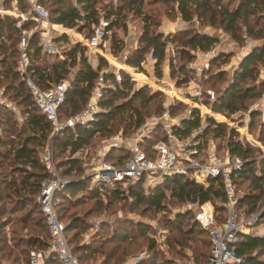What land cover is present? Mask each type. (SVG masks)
I'll list each match as a JSON object with an SVG mask.
<instances>
[{
	"label": "trees",
	"instance_id": "obj_1",
	"mask_svg": "<svg viewBox=\"0 0 264 264\" xmlns=\"http://www.w3.org/2000/svg\"><path fill=\"white\" fill-rule=\"evenodd\" d=\"M48 10L49 19L61 24L68 29H74L85 36L92 33V27L98 23L100 11L109 21L107 30L117 25L121 14V7H113L112 3L102 5L100 0H41ZM126 1V0H117ZM127 2V1H126ZM236 4L232 6L233 3ZM128 5H136L135 13L143 16L144 28L138 47L126 59L125 63L135 68H141L142 58L149 52L154 59L156 76L162 75V63L166 55L168 42H177L176 48L181 63L174 66L169 60L170 75L176 77L177 84H182L188 79V63L193 59V51L209 50L217 44V37L199 33L191 29L179 30L174 37H166L156 33L153 28L151 16L142 11L144 0H129ZM176 3V9L184 21H191L195 16L200 22L218 28L228 33L236 43L243 42L245 32L248 37L260 39L262 45L253 48L240 59L237 68L231 73L230 80L216 94L214 101L208 104L213 113L230 116L238 110H244L249 103L256 101L264 91V79L258 81L260 69L258 64H264V0H149L147 4ZM100 6V7H99ZM0 7L9 9L10 0H0ZM20 8L25 9L23 3ZM17 18L7 14H0V88H4L5 97L15 103L21 119L6 108H0V261H10L11 264L28 263L31 250H47L48 229L44 216L40 210L37 196L40 192V182L46 177V172L41 160L44 146L53 143L54 151L60 156L58 161L53 159L62 176L70 178L65 187L54 194L58 200L57 214L59 219H67L65 234L72 253L80 260L81 251L88 252L90 256L99 252V247L76 245L75 235L68 236L72 230H81L78 219L74 214L66 216L68 207H62L63 202H70L72 197L79 194L87 199L106 197L108 199H133L137 204L153 208L155 211H164L165 200L169 198L174 204L193 203L201 205L207 201L215 204L218 222L225 218V209L222 203L225 200L223 185L218 180H211L207 186L200 185L194 180L183 176L167 177L155 188L145 191L141 184H127V189H122V182L111 185H97L89 188L90 179L84 175L82 159L75 156L81 150L92 145V140L109 137L118 131L128 137L138 128L148 115L160 114L163 111L165 95L160 91H151L146 85L139 88L133 87L131 77L120 71L121 81L116 82L114 75L109 72L104 74L108 87L104 89L100 100L101 111L97 119L88 125H77L50 137L52 126L46 116L35 104L24 78L16 70L18 58V41L20 31L15 27ZM33 23L27 21L23 28H29ZM254 28H257L254 30ZM61 47L62 56L45 53L39 43L36 33L28 38V55L30 59L29 72L33 81L42 89L57 84L66 79L70 70L77 67L74 79L65 92V98L58 108L60 119L81 110L94 87L95 80L103 67L108 66L107 60L99 56L98 65L94 67L85 55L86 47L80 42L70 43L66 34H61L55 39ZM115 35L111 37L110 50L116 54L122 46ZM232 57L229 52H221L211 60L209 68L202 77L204 86L207 87L211 79L223 80L224 71L217 69L211 71V65L227 57ZM183 102L174 100L170 106L171 115L183 106ZM188 117L183 119L181 126L174 127L179 137H186L196 128L203 126V147L208 139L218 141V150L228 149L230 153L237 154L243 161V167L233 174V179L238 185L247 182L251 192H239L238 209L247 214L259 210V202L264 196V159L260 161L261 169L255 171L256 159L253 145L249 142L242 143L237 137L238 132L223 121H216L213 117L200 116L197 108H188ZM255 120V118H254ZM205 124V125H204ZM254 121L251 124V128ZM237 137V138H236ZM164 138L157 127L149 141ZM223 142L225 144L223 145ZM225 146V147H224ZM255 147V146H254ZM127 156L126 149L113 150L108 154V161L122 162ZM80 198V197H79ZM78 200V199H77ZM62 202V203H61ZM79 202V201H78ZM76 202V203H78ZM56 205V206H57ZM60 206V207H59ZM64 211L61 213V211ZM60 212V213H58ZM261 219L264 218V209ZM37 215L36 218L33 216ZM66 217V218H65ZM63 222V221H62ZM170 227L182 233L183 225L188 229L184 234H191L194 230L204 233L207 240L202 243V250L198 251L199 263L207 264L210 250V239L207 231L202 229L195 219L192 210L176 212L174 218H167ZM18 228L10 229V224ZM64 223V222H63ZM119 227L116 238L126 239L128 236ZM149 226L137 223L140 236H147ZM26 231L24 234L20 232ZM12 234L9 243L8 235ZM148 250L156 255L155 240L147 237ZM234 248L242 257L240 264H260L256 254L264 253V237L239 233ZM81 261V260H80ZM50 257L44 264H50ZM57 262V261H56ZM152 261L143 260L137 264H153ZM58 264V263H57Z\"/></svg>",
	"mask_w": 264,
	"mask_h": 264
},
{
	"label": "built area",
	"instance_id": "obj_2",
	"mask_svg": "<svg viewBox=\"0 0 264 264\" xmlns=\"http://www.w3.org/2000/svg\"><path fill=\"white\" fill-rule=\"evenodd\" d=\"M20 3L24 4V10L20 8ZM10 4L9 9L0 8V14L17 18L15 27L20 31V37L16 70L24 78L35 104L50 122L52 126L50 137L67 129H73L77 125H88L94 122L101 111L100 100L104 89L109 85L104 74L110 71L104 69L99 73L90 96L81 110L65 119H60L58 108L64 101L65 92L70 83L64 79L42 89L33 81L29 72L28 38L31 34L36 33L38 43L45 53L61 57L62 49L54 39L64 32V28L61 24H56L49 19L48 10L41 0H10ZM27 21L33 24L29 28H23V24ZM108 25L109 21L104 16H100L98 23L92 27V33L82 38L81 44L86 47V50L102 54V49L107 47L104 36ZM242 39L244 44L238 46V52L244 56L250 51V38L244 32ZM221 52L218 45L209 50L197 49L193 51V59L187 65L188 79L182 84H177V79L172 78L171 75L166 77L162 74L157 77L156 81L159 84L157 90L165 95L162 113L145 120L128 137L121 133L111 137L91 157L87 156L88 150L86 149L84 159H88V168L85 176L90 179L91 187L102 184L111 185L114 182L139 183L145 191L155 188L167 177L175 175L190 178L203 186H207L211 180H218L223 185L225 194V200L222 203L225 209V218L222 222L217 221L215 204L210 201L201 205L186 203L180 211L195 208L196 221L202 229L207 231L210 239L207 264H240L242 257L237 254L233 246L237 241L238 234L264 237V228L263 230L259 228L260 213L264 206L252 214L238 209L239 194L233 174L243 167L244 161L237 154L230 153L228 149L220 153L217 144L211 138L203 147L201 138L203 126L194 129L186 137H179L175 133L174 127L181 126L183 119L188 117L189 113L181 116H174L170 113V106L176 99L188 104L189 107L200 110L201 117L206 114L215 115L210 108L209 112L206 106L215 100L216 91L211 87H205L201 78L204 71L209 68L211 60ZM128 57L129 55L123 54L122 61H126ZM237 66L235 64L233 71ZM111 73L116 82L121 81L119 69H115ZM129 74L133 79L134 74L130 72ZM1 107L14 113L18 111L17 105L5 97L4 88H0ZM202 107L205 110H202ZM232 116L234 119L231 122L232 128H235L239 133V139L241 141L246 139L251 145L260 146V141L254 137L250 129L256 117H259L260 121L264 123V91L254 103L244 110L236 111ZM157 127L160 128L164 138L146 143L155 133ZM120 149L127 150L126 158L121 163L108 161V154L113 150ZM261 150L264 156V147ZM41 160L47 175L40 182L37 201L48 229V253L43 250H31L27 264H44L50 255L55 258L58 264H85L72 253L65 234V223L59 219L55 208L54 194L62 190L70 178L59 173L50 147L46 146L42 150Z\"/></svg>",
	"mask_w": 264,
	"mask_h": 264
},
{
	"label": "rangeland",
	"instance_id": "obj_3",
	"mask_svg": "<svg viewBox=\"0 0 264 264\" xmlns=\"http://www.w3.org/2000/svg\"><path fill=\"white\" fill-rule=\"evenodd\" d=\"M102 5H106L107 3H112L113 7H121V14L118 18V22L116 26H113L110 30H107L104 36V42L107 45L106 49H102V52L107 54V48L111 46V37L115 35L116 39L119 40L121 49L116 53L112 54L113 58L112 64L108 61V66L103 67L102 69H108L110 72L119 69L120 71L128 74L135 73L133 75L134 82L133 87L139 88L143 85H146L151 91H158L157 86L159 85L156 81L155 70H154V59L151 57L150 51L145 53L141 64V68H134V70H125L118 65H123L122 55L127 54L131 55L132 52L138 47L140 37L143 33L144 21L143 16L135 13L136 5L131 6L128 5V1H117V0H100ZM147 1L144 0L142 5V11L146 15L151 16V21L153 22L152 28L156 33H160L166 37H174V35L182 29H191L193 31L199 33H205L208 35H214L217 37V44H220L222 47L232 41L236 42L234 38H232L228 33L219 30L216 27L209 26L208 24L200 22L195 16L191 21H184L176 9V3L172 6V3L169 4H147ZM223 2L227 0H222ZM236 4L233 3L231 7ZM100 7V6H99ZM99 16H104L102 10L100 11ZM257 28H254L256 30ZM75 33H78L74 29H71L69 35V42L74 43ZM82 37L85 35L81 33ZM249 45L256 46L262 45V41L258 38L249 37ZM72 39V40H71ZM82 41V38H80ZM81 43V42H80ZM238 45L244 44V42L237 43ZM226 46V45H225ZM179 47V44L175 41L168 42L166 46V50H168V67L169 60H172L174 66H178L181 63L179 60V53H177L176 48ZM231 47V46H229ZM226 47V52L230 50ZM112 53V52H111ZM230 53V52H229ZM232 54H234L232 52ZM85 55L90 61L93 55L97 58L100 55L97 51H85ZM103 57V56H102ZM165 58V59H166ZM233 58L227 57L222 59L221 61L215 62L211 65V71L214 72L217 69H221L224 71L223 80L215 81L211 79L210 83H208L207 87H211L216 91V94L221 92V89L226 85L227 81L230 80L233 65ZM260 74L264 71V64H258ZM72 69H77L74 67ZM71 69V70H72ZM162 74L163 69L165 71V61L162 63ZM170 71V68H169ZM166 72V71H165ZM259 74V76H260ZM145 77H144V76ZM131 77V76H130ZM180 77V75L174 73V77ZM205 77L201 78V81L204 82ZM259 82L262 81L259 77ZM165 100V99H164ZM253 102L249 103L251 105ZM248 105V106H249ZM209 111V106H206ZM188 104H183L182 107L177 109L176 114L174 116H181L188 114ZM201 113V111L199 110ZM210 112V111H209ZM206 114V113H205ZM207 115V114H206ZM211 115V114H208ZM233 115V114H232ZM225 116L224 114H215L212 116L214 119H221L219 121L225 122L229 127H233L231 122L234 121L233 116ZM153 114L146 116L145 120L150 119ZM204 117V116H202ZM205 125V124H204ZM235 130V128H234ZM250 132L254 135L255 138L261 142V146H264V123L260 121L259 117L255 118L254 125L250 129ZM123 133L121 131L112 134L109 137L100 138L96 136L92 140V145L88 148L87 156L91 157L95 155L99 148L102 147L111 137H114ZM239 137V133L237 135ZM236 137V138H237ZM247 142L246 139H242V143L245 144ZM218 145V141L215 142ZM225 142H223V145ZM250 144V143H249ZM48 146L51 148L53 155H55L56 161L61 159L60 157H64L67 155V152L64 155H59L54 151L53 143H46L44 148ZM255 146V147H254ZM261 146L253 145L254 155L256 159L255 171L258 173L261 169L260 161L264 159ZM225 147V146H224ZM79 150L75 156L82 159L83 167H84V175L87 174V162L88 159H84L85 151ZM226 149V148H225ZM223 149V150H225ZM223 150H221L223 152ZM220 152V153H222ZM91 183L89 184V188H91ZM248 183L243 182L238 185V193L239 192H251L250 188H247ZM122 189L125 191L127 189V184H123ZM80 197V198H79ZM78 199V200H77ZM56 201V205L58 204V200ZM79 201V202H78ZM171 200L167 198L165 200L166 208L164 211H155L153 208H149L145 205H140L135 202L133 199H108L106 197H98L87 199L85 196L79 194L77 197H72L70 202H61L62 207H68L67 212L61 211L68 216L69 214H74L78 219V224L80 225L81 230H72L68 232L69 237H73L75 233V241L76 245L82 246H91V247H99V252L96 255L88 257L89 253L81 251L79 255L82 263L85 264H137L140 261L147 260L153 261V264H200L198 251L202 250V243L207 240L206 235L204 233H200L197 230H194L191 234H184L183 232L188 229L186 225H183L182 233L174 230L168 226L166 222L167 218H174L176 212H185L187 210H182V207L185 204H174V202H170ZM78 202V203H76ZM259 209L264 206V196L258 204ZM60 207V206H59ZM56 210L58 209V205L55 206ZM195 213V208L190 209ZM60 213V212H58ZM34 218L37 215L33 216ZM66 218V217H65ZM64 223H67V219H62ZM144 223L149 226V230L147 231V236H140L137 231V223ZM121 227L123 233H126L128 238L121 239L116 238V230ZM10 229H16L19 227L12 223L9 225ZM261 230L264 228V218L260 220ZM26 231L20 232V234H24ZM12 234L9 233L8 240L11 243L10 238ZM147 237H151L155 240V253L153 255V251L148 250V239ZM48 253L47 250H45ZM257 259L260 264H264V253L256 254ZM51 261L50 264H57L55 258L50 255ZM0 264H11L10 261H0ZM26 264V263H19Z\"/></svg>",
	"mask_w": 264,
	"mask_h": 264
},
{
	"label": "crops",
	"instance_id": "obj_4",
	"mask_svg": "<svg viewBox=\"0 0 264 264\" xmlns=\"http://www.w3.org/2000/svg\"><path fill=\"white\" fill-rule=\"evenodd\" d=\"M74 2H75V0H73ZM0 8H2V7H0ZM4 9V8H3ZM63 27V26H62ZM64 28V32L62 33V34H66L67 36H68V38H69V35H70V32H71V29H68V28H65V27H63ZM80 38H83L82 37V35H81V33H75V39H74V43L75 42H81L80 40ZM72 40V39H71ZM216 45H218L219 46V49L222 51V52H226L225 50H226V47H228L230 50H228L227 52H230V53H234L233 54V56H232V58H233V63L232 64H234L233 65V68H234V66H235V64L236 65H238V63H239V61H240V58L243 56L242 54H240L239 52H238V44L236 43V42H232V41H230V42H228V43H226L223 47L220 45V44H216ZM229 46H231V47H229ZM227 48V49H228ZM253 48V46L251 45V46H249V50H251ZM108 50H107V54H105V53H103L102 52V54H100V55H102L110 64H112V59H114L113 58V56H112V53H111V50H110V48H107ZM168 54V51H166V55ZM166 55H165V58H166ZM151 57H152V55H151ZM164 58V61H165V71H164V69H163V75H165L166 77H168V76H170V71H169V67H168V57L165 59ZM90 62L92 63V65L94 66V67H96L97 65H98V58L95 56V55H93V57L91 58V60H90ZM124 63H123V65L121 66V65H118L119 67H122L123 69H125V70H130V69H132L133 67L132 66H129V65H127L126 63H125V61H123ZM154 64V63H153ZM102 70H104V69H102ZM101 70V71H102ZM76 71H77V69H72V70H70V72L68 73V76L66 77V80L69 82V83H71V81L74 79V77H75V74H76ZM100 71V72H101ZM232 72H233V69H232ZM133 74H135V73H133ZM144 76V75H143ZM260 78H261V80L263 81V79H264V71H262L261 72V74H260V76H259ZM259 77H258V81L260 80L259 79ZM15 114H16V116L18 117V119H21V116L19 115V110L17 111V112H15ZM215 114H219V115H221L220 113H215ZM260 146H261V142H260ZM262 147H264V146H262Z\"/></svg>",
	"mask_w": 264,
	"mask_h": 264
},
{
	"label": "bare ground",
	"instance_id": "obj_5",
	"mask_svg": "<svg viewBox=\"0 0 264 264\" xmlns=\"http://www.w3.org/2000/svg\"><path fill=\"white\" fill-rule=\"evenodd\" d=\"M202 110H205V108H204V107H202Z\"/></svg>",
	"mask_w": 264,
	"mask_h": 264
},
{
	"label": "water",
	"instance_id": "obj_6",
	"mask_svg": "<svg viewBox=\"0 0 264 264\" xmlns=\"http://www.w3.org/2000/svg\"><path fill=\"white\" fill-rule=\"evenodd\" d=\"M262 212H263V210H262ZM262 212L260 213V215H262V214H263Z\"/></svg>",
	"mask_w": 264,
	"mask_h": 264
}]
</instances>
